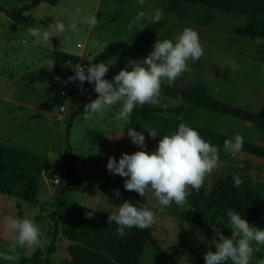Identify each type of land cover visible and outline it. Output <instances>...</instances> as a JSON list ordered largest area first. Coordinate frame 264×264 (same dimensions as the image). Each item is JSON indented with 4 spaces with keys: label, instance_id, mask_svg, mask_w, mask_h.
Wrapping results in <instances>:
<instances>
[{
    "label": "rangeland",
    "instance_id": "rangeland-1",
    "mask_svg": "<svg viewBox=\"0 0 264 264\" xmlns=\"http://www.w3.org/2000/svg\"><path fill=\"white\" fill-rule=\"evenodd\" d=\"M25 4L29 0H0V5L9 12ZM157 9L163 15L159 22L152 23L149 17ZM138 12H144L145 16L137 20ZM91 13L99 20L94 28L83 22ZM24 15L30 21L15 23L0 11V264H64L69 258L68 241L59 236L55 251L43 255L41 263L23 262L22 255L37 247H11L15 241V233L8 227L11 218H28L37 225L41 239L38 247L45 253L51 226L56 223L61 228L65 213L82 207L108 216L124 200L155 212L156 222L150 227L152 237L174 262L199 264L196 255L183 251L176 240L179 226H187L179 217L188 205L179 207L172 203L161 207L150 193L141 197L134 190H126L123 184L127 178L106 168L109 156L118 160L122 153L139 150L140 146L133 144L127 135L129 127L144 134L145 151L154 150L159 137L174 130L140 116H134L132 121L118 120L115 114L119 105L82 118L84 105L98 94L87 81L81 87L76 80L68 84L61 80L54 68V54L78 56L76 67L104 62L108 64L105 78L111 80L129 59L146 57L157 39H171L183 28L191 27L199 34L204 54L196 61L190 60L187 70L171 84L201 83L216 99L258 112L264 103V40L234 33L235 28L245 25L243 16L179 0H59L55 5L40 3ZM74 20L79 29L76 32L68 27ZM56 21L65 24V31L52 37L50 43L35 42L27 34L29 26L50 30L48 26ZM71 87L76 90L74 106L69 103ZM145 105L181 106L178 116L163 114L231 136L239 134L244 140L264 145V134L238 120L164 97L156 105ZM146 129L154 130L157 137H150ZM217 147L218 167L206 175L205 192L216 177L226 174H247L254 181L264 182V160L242 153L232 155ZM67 161L72 169L68 176ZM20 172L36 177L30 203L21 199L24 182L18 179ZM224 226H227L225 215L210 226L214 245L219 240L217 230L221 232ZM252 226L264 228V220L257 219ZM193 227L197 256L203 260L204 253L210 250L209 222L199 221ZM253 247L257 248L255 242ZM259 252L264 253V245L254 251L250 264L264 259L257 256ZM138 264L170 263L148 243Z\"/></svg>",
    "mask_w": 264,
    "mask_h": 264
},
{
    "label": "clouds",
    "instance_id": "clouds-1",
    "mask_svg": "<svg viewBox=\"0 0 264 264\" xmlns=\"http://www.w3.org/2000/svg\"><path fill=\"white\" fill-rule=\"evenodd\" d=\"M162 15V11L157 9L149 19L152 23H157ZM144 16V12H138L136 19ZM83 22L94 28L99 20L95 13H91L83 18ZM68 27L73 32L79 30L75 20ZM48 28L50 30L29 26L26 31L35 42L50 43L52 37L64 33L65 24L56 21ZM203 54L204 48L198 32L185 27L171 39H157L152 50L143 59H129L126 67L120 69L111 80L105 78L108 64L97 62L86 66L78 65L74 69V75L65 83L76 80L82 87L87 81L93 84V91L98 94L84 105L82 118L88 119L94 113L102 114L106 108L119 105L115 118L128 121L135 107L158 104L162 82L171 85L187 70L190 60L196 61ZM147 131L150 137H157L154 130ZM127 135L133 144L140 146L139 150L131 154L122 153L118 160L109 156L106 168L112 174L127 178L123 184L126 190H134L141 197L150 193L161 207H168L172 203L179 207L186 206L191 191H199L206 175L218 167V147L205 140L196 128L184 122H180L170 134L159 137L157 146L152 151L144 150L146 145L142 132L129 127ZM243 143L244 138L235 134L225 139L223 148L236 155L242 150ZM233 179L235 187L243 182L239 176H234ZM116 194L119 195L118 190ZM94 211L92 209L87 215L91 217ZM225 216L231 236L226 237L217 230L219 240L215 241L214 250L204 253V264H228L229 261L231 264H250L254 251L258 250L259 245H264V228L252 226L241 213L230 207ZM107 220L109 224H116L117 237H123L126 229L150 228L156 222V215L147 206L124 200L115 206ZM8 227L15 233V241L11 247L40 245V230L32 220L14 217L8 221ZM253 242L257 246L255 249ZM257 264H264V259H259Z\"/></svg>",
    "mask_w": 264,
    "mask_h": 264
},
{
    "label": "trees",
    "instance_id": "trees-1",
    "mask_svg": "<svg viewBox=\"0 0 264 264\" xmlns=\"http://www.w3.org/2000/svg\"><path fill=\"white\" fill-rule=\"evenodd\" d=\"M59 0H29V4L15 8L11 12L0 5V11L15 23H26L30 21L24 12L35 8L40 3L55 5ZM186 4L204 7L210 10H219L225 13H232L243 16L246 19L245 25L237 27L234 33L249 39L264 40V0H179ZM53 46H56V39H52ZM54 68L58 77L64 82L74 75V69L79 62V57L55 52ZM70 82H67V84ZM76 90L70 88V106H74ZM182 104H187L194 109H203L212 113L226 116L248 124L255 131L264 134V103L258 112L244 109L216 99L208 93L201 83L178 86L168 83L161 84V96ZM182 107L152 108L147 105L135 107L131 114V121L134 116H140L162 127L176 129L180 122L194 127L199 134L210 143L223 147L225 139L233 136L224 134L212 129H208L192 122L178 119L176 117L165 116L163 113H171L175 116L181 114ZM69 124H67V129ZM255 158L264 160V145L244 140L243 148L239 152ZM35 168L34 170H37ZM65 174L71 175V164L67 161ZM234 176H239L242 183L239 187L234 186ZM18 179L24 182L21 199L25 202H32L30 191L36 184L35 175L28 172H20ZM62 189H59L58 200ZM188 207L182 212L179 219L187 226H179L176 240L180 248L193 255L199 264L204 261L197 256V237L193 224L199 221H208L207 237L209 239V249L214 250V243L211 237V225L215 220L225 215L230 207L241 213L252 225L257 219L264 220V182L254 181L247 174H226L218 176L211 183L207 192L202 184L199 191L192 190L188 196ZM91 211L85 208L71 210L64 215V225L58 228L53 223L50 229L49 247L43 253L39 247L31 252L24 253L21 257L23 262L41 263L43 255H50L55 251V242L59 236L64 237L68 243L66 252L68 260L64 264H138L145 252V247L149 243L153 249L162 257L167 258L170 264H178L163 251L153 239L150 228L126 229V235L117 237L115 223H108L106 215L94 212L89 217L87 213ZM224 236H231V229L222 227ZM259 258H264V253H257Z\"/></svg>",
    "mask_w": 264,
    "mask_h": 264
},
{
    "label": "built area",
    "instance_id": "built-area-1",
    "mask_svg": "<svg viewBox=\"0 0 264 264\" xmlns=\"http://www.w3.org/2000/svg\"><path fill=\"white\" fill-rule=\"evenodd\" d=\"M68 95V94H67Z\"/></svg>",
    "mask_w": 264,
    "mask_h": 264
}]
</instances>
